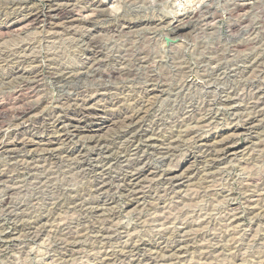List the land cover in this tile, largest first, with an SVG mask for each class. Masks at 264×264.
Listing matches in <instances>:
<instances>
[{
    "label": "rangeland",
    "instance_id": "374dc122",
    "mask_svg": "<svg viewBox=\"0 0 264 264\" xmlns=\"http://www.w3.org/2000/svg\"><path fill=\"white\" fill-rule=\"evenodd\" d=\"M157 1L105 0L104 6L101 8L104 14L116 16L118 19L119 17L123 18L125 22L130 24L110 29L108 19L105 20L103 17L104 20L100 22V26L98 25L93 31V35H96L93 37L97 42V50L100 52L93 58L94 63L92 61V64L87 63L86 66H82L79 62L82 52L85 50L84 46H86L84 38L88 37V33L84 30L78 31L77 36L65 35L63 31H60L62 35L58 32L59 34L56 35L57 38L55 39L51 38L49 33H45L47 36L39 33L40 31L32 26L21 32L4 31L3 33L2 31L0 33V41L3 40L0 43H3L2 48L5 46L11 49L19 42L18 40H23V37L24 40L31 39V35L34 36L32 38L39 37L42 39V42L45 43L44 46L53 43L54 40L62 43L65 47L63 53L60 54L69 64H67L68 69L64 73L79 72L82 77L84 76L83 78L86 79H82L86 81L81 80L83 82L78 83L77 86L81 87L82 91H90V93H86L88 96L96 89L95 84L102 81L96 78H100L99 72L121 66L122 69L131 70L134 74L137 72L138 80L136 79L137 81L132 83L134 86L137 83L136 86L139 87L150 77L163 81V92L165 93H154L153 98L157 97L156 100L152 99V101L156 109H160L157 110L165 113L164 122L166 124H170L171 119L181 113L177 109L178 107L174 108L173 106L174 89L183 87L182 92L187 95L185 104L194 107L193 113H190L193 115L192 118L180 127L181 130L179 128L171 129L173 131L166 129L167 133L173 132L175 137L173 140L171 139L172 141L169 140L172 142L171 147L173 148L170 154L158 155L155 152L159 149L153 147L151 142L144 141L141 143V155L146 162L137 168L144 171L140 177L133 181L132 187L134 189L131 187L132 190L128 193L117 189L116 184L108 188L109 198L111 197L109 201H105L102 196L92 193L90 196L84 195L88 204L81 206L80 202L73 203L76 194L81 195L86 183L85 180L77 178L76 172L48 175L45 169L50 165L51 168L47 169L51 170L54 165L51 164L53 161L43 160L46 152L42 149L59 148V146L62 148L63 145H60V141L57 143L56 140H50L52 143L32 145L31 148L21 151L23 153L19 152L22 155L20 154L18 160L24 156L28 157L29 160L33 157L31 162H28L33 163L32 167H38L36 169L31 168V170L16 171L14 160L17 159L15 154L2 153L1 151L0 174L4 176L0 179V264H264V123L260 122L264 120V29L256 28L259 23L260 25L264 24V0H247L254 1L252 3L257 2V4L252 12L250 11L248 21L245 23H239L240 18L230 12L232 3L238 1L220 0L217 2L218 4H212L211 1L204 0V4L211 3L217 8L219 14L217 13V18L213 23L219 31L213 36L215 30H206L202 34H197L198 31L191 32L184 28L180 31L183 38L179 37L173 40L171 39L175 27L173 14L175 12L184 13L183 7L188 4L189 6L195 4L197 6L198 0H161L162 3L158 2L161 5H158ZM10 2L11 0H0V12L3 9L0 13L3 14L1 16L3 18H0V25L15 17L10 8ZM177 3L181 5L179 11L175 9L174 4L177 5ZM170 5L174 7L172 8ZM83 6L86 7V3L79 1L75 3L74 8L78 10ZM27 7V11H20L17 16L23 17L22 15L24 13L26 15L30 10L34 14L41 10H47V4L41 0H27ZM87 10L92 11L93 9L89 7ZM2 21L3 23H1ZM57 21L62 24L60 27H64V29L66 27L70 30L69 26L71 29L78 27L77 24H73V26L64 20ZM157 24L160 26L158 27ZM79 27L81 28V26ZM37 31L38 33H36ZM207 31H210L211 34ZM10 33L12 35L17 34L18 40L15 38L14 41V37ZM90 33L92 34V32ZM252 38L255 39L254 42ZM245 39H247V43ZM4 41L7 42L5 45ZM231 43L237 47L234 48ZM7 44L9 46H6ZM47 50L42 48L37 58L38 65L44 66L40 70V78L42 79L39 83L40 88L38 87L37 90L24 88L16 97H3L2 93H8L12 90L9 84L11 78L0 76L4 80L0 79L2 86L7 82L3 86L4 88L0 85V131L11 127L10 122L13 114L18 109L26 108L29 101L41 99L43 96L47 99L51 97L48 101L53 102L50 105L57 108L60 118L65 116L66 106L62 107L54 103L61 95H71L73 91L62 89L61 84L56 83L47 75L48 70L45 66L47 65ZM249 57H253V59L255 57L256 60L252 61L251 58L248 60ZM243 59L248 62L243 61ZM41 62L43 63L41 64ZM222 65H226V70L246 66L249 67L246 72L247 70L248 72L254 71L248 73L249 77L247 75L244 78L205 76L208 73H216V67ZM252 67L257 68L252 69ZM92 77L95 78L92 79ZM190 80L194 81L196 86H191L189 89L186 85ZM110 82V84L114 82L118 83V86L121 85L118 76L112 78ZM6 85L10 89H7ZM108 85L109 83H107ZM211 85L218 87L217 90L215 89V93L212 91L213 89H206ZM221 87H225V92H219ZM168 92L170 93L167 94ZM227 92L231 97L235 96L233 97L235 105L233 107L235 108L220 103L227 96ZM99 93L102 94L103 92L99 91L97 94ZM46 105L49 103L43 104L38 110L42 111L41 108L46 110L51 107ZM107 108L100 109L101 111L96 108L95 113L98 115L82 121L90 127H94V133L97 136L101 135L100 137H106L112 132V130L109 132L111 117L108 116L112 112V108L111 106H107ZM38 110L36 112H39ZM251 121H256L258 127L252 132H245L246 124ZM12 127L11 133H14L15 127ZM26 131L20 129L23 138L28 137L26 134H29V131ZM34 133L32 132V135ZM39 136L40 132H38L37 137ZM4 137L2 139H5L4 141L9 140L8 142L13 139V136L9 134ZM79 139L83 140L82 137L75 139L76 141L73 140L75 145L72 144L71 148L80 151L85 150L88 153L89 148L82 146L83 141L81 140L79 143ZM203 139L210 141L216 139L215 141L218 142L231 141V154H228L226 158L216 160H212L211 157L208 160L201 158L197 147L198 141ZM166 144L164 148L168 146ZM41 147L42 149L39 150ZM159 151L164 152V150ZM118 161L122 162V160L114 159L110 163V167L115 173L119 172L118 167L121 166ZM46 164L48 165L46 166ZM145 164H149V168L146 169ZM116 166L117 168H115ZM41 170L47 174H39ZM167 172H172L179 178H176L174 183L167 184L163 179ZM70 176L72 177L70 178ZM54 177L57 180L70 178L73 186L70 188L71 193L64 191L63 196L59 197L57 201L60 203L58 205L50 199L54 190L47 188V186L51 184H46L49 179L53 181L54 179L51 178ZM73 179L75 180L73 181ZM112 179H115V175H112ZM98 196L101 199H96ZM93 197L95 200L91 199Z\"/></svg>",
    "mask_w": 264,
    "mask_h": 264
},
{
    "label": "bare ground",
    "instance_id": "6f19581e",
    "mask_svg": "<svg viewBox=\"0 0 264 264\" xmlns=\"http://www.w3.org/2000/svg\"><path fill=\"white\" fill-rule=\"evenodd\" d=\"M7 1H10V0H7ZM41 1L45 2L47 4V10L46 11L41 10L37 14H34L30 10L26 15H24L25 14L24 13L22 15L23 17H21V16L19 17V16H17L18 12L28 10L27 0H15V1L11 0L10 8H11V10H13V14L15 15V17L12 18L10 21L0 25V33L2 31H3V33H4V31L5 32L10 31L11 33H12V31L13 32L14 31L21 32L22 30H25V29L27 30V29H29V27L32 26V27H35V29L39 30L40 31L39 33H43V34L49 33V36L51 35V38L55 39V38H57L56 35H58L59 34L58 32H60V31H63V33L65 35L72 34V35L77 36L78 31L82 32L84 30L85 32L88 33V35H87L88 37L84 38L83 36H81L86 40V46H84L85 50L82 52L81 58L79 59L80 61L78 60L82 66L83 65L86 66L85 64H87V63H90V64L94 63L93 58L100 52L97 50V48H98L97 42L94 40V37L96 35L95 36L93 35V31L96 30L95 28H97L98 25L100 26V22L102 20H104L103 17H105V20H106V18L108 19L107 22L109 24L110 29H114V28L116 29L118 27H123L125 24H130L129 22H125L123 20V18L119 17V19H118V17H116V16L104 14V12L101 8L104 6L105 0L104 1L103 0H77V1L76 0H41ZM79 1L86 3L87 6L84 7L85 6L84 5L81 9L76 10L74 8V6H75V3L76 2L78 3ZM203 1L204 0H198L197 6H196V4L189 6V4L187 2L188 5L184 6L185 8L183 7L184 13L178 14L176 12L175 13L173 12L174 13L173 14V16H174L173 17V21H174L173 25L175 24V27H174L173 34H171V36L173 35V38H171L172 40L181 37L182 35H181L180 31H182L184 28L189 29L191 32L198 31L197 34H202L206 30H212V31L215 30V31H213L214 34L212 33L213 36H215V33L219 31L218 27L217 28L214 27L215 26L214 21L217 18L218 11H217V8L215 6L211 5V3L212 4L213 3L218 4L217 2L219 0H210L211 1V3H209L210 5L204 4ZM235 1H238V2L232 3V5L230 7L231 8L230 12H232L231 14H235L238 18H240L239 23H245L246 21H248V15L252 12V9L255 8L257 2L252 3L255 0L254 1L235 0ZM158 2L162 3L161 0L157 1V4L161 5ZM172 4H173V2H172ZM174 5H175L176 11H179L178 9H181V8H179V6H181L180 3L179 4L177 3V5L176 4H174ZM170 6L172 7V5H170ZM2 7H4V6H2ZM89 7L92 8L93 10L92 11L87 10V8H89ZM2 10H1V12H2ZM5 11H6V9H5ZM173 11H174V9H173ZM115 12H116V10H115ZM170 12L171 11H169V13ZM170 14H172V12ZM2 15L3 14H0V18ZM8 16H9V14H8ZM111 16H113V17H111ZM57 20L67 21V23H69L70 25L77 24L78 27H72L73 29H71V26H69L70 30L66 29V27L64 29V27H60V25H62V24H60L59 21H57ZM161 21H160V23H161ZM253 22H255V21H253ZM1 23H3V21ZM248 23H247V26H248ZM259 25H260V23H259ZM259 25H258V27H256L257 29H264V24L263 25L261 24L260 26ZM79 26H81V28ZM157 26H158V24H157ZM152 28L154 29V27H152ZM156 28L157 27H155V29ZM239 28H242V27L239 26ZM252 28H253V26H252ZM243 30L246 31V29H243ZM85 32H83V33H85ZM90 32H92V34ZM207 32H210V31H207ZM7 33H9V32H7ZM11 33H10V35H12ZM36 33H38V31ZM249 33H251V32H249ZM60 34H61V32H60ZM184 34H186V33H184ZM209 34H211V32ZM13 35H12V37H14V41H15V38H17L16 37L17 34L16 35L13 34ZM19 35L20 34L18 33V36ZM252 35H254V33ZM25 36H29V35H25ZM31 36L34 37L33 35H31ZM35 36H36V34H35ZM32 37H31V39H28V40H24V37H23V40H21L19 38L21 41L18 40V38H17L16 40H18L19 42L17 44L14 43L15 45L11 49H9L10 47L6 48L5 46H4V48H2L1 46H3L2 45L3 43L0 44V47H1L0 48V76H3V78H4V76L11 78V79H9L10 80L9 84H10V87L12 89L11 92L2 93V96L3 97L7 96V98H8V96L16 97L20 94V92L24 88H30V89H34V90L36 89L37 90V88L39 87V83L41 82L40 80L42 79V78H40V70L44 68L43 65H38L39 61L37 60L38 55L41 53L42 48L48 49L47 50L48 52L46 51L47 56L45 54L46 62H47V65H45V66L48 70V71L46 70L48 72L47 75H49L56 83L61 84L62 89H65V90L69 89V90L73 91V93L71 95H66V94L61 95L60 97H58L57 101L54 103V104H58L62 107L66 106L67 112H66L65 116H63L62 118H60V115H58L57 108L50 105L53 103L52 101H50V102L48 101L49 98H51V97H49L47 99L45 96H43V98H41L39 96V98H41V99L29 101L26 104V108L20 109V110L18 109V111H16V113L13 114L14 116L12 118V121L10 122L11 127L12 126L15 127L14 133H11V127L10 126H9L10 129L7 126L8 129L5 128L4 130L0 131V152L1 151H2V153L8 152L12 155L15 154V157L17 159L18 157L20 158V154L23 153L21 151H23L27 148H31L32 145L38 146L40 144L44 145L46 142L52 143V141H50V140H56V142L60 141L61 142L60 145H63L62 148L59 146V148H56V147L52 148V149L47 148L45 150V149H42V147H41V148H39V150L42 149V151L44 150L46 152V154H45L46 156L45 157L43 156L44 161H48V162L53 161L51 164L54 166H52L53 168L51 170H49L51 168L50 165L46 164V166L48 165L50 167V168L47 167L49 169H47V168L45 169V170H47L48 175H56L57 173L72 174V173L76 172L75 175L77 176V178H81V179L85 180L86 183H85L84 189L81 191L82 192L81 195L79 193H78L79 195L76 194L77 196H76L75 200H73V203L80 202L79 204L81 206L88 204L87 203L88 200L84 199V195L87 194V196H90V194H92V193H95V194L102 196V199L105 201H109L111 197L109 198V193H108L109 189L108 188H111L114 184H116L117 187L116 186L115 187L117 189L119 188L120 191H123V192L127 191V193L130 192L133 188L132 187L133 181L135 179H137L138 177H140V175L144 171L141 168H140V170H139V168H137L138 166L143 165L144 162H146V160L141 155L142 154L141 143L142 142L144 143V141L145 142L148 141V142H151L150 144H152L153 147H157L159 150H164V152H160L159 150H157L155 153H157L158 155L164 156V155L170 154V152H172V150H173V148L171 147L172 142H170V141H172L175 137L173 135V132L167 133L166 129H170V130L173 128L175 130L178 128L180 129V127H182L186 122H188L192 118L193 115L190 113H193L194 107H193V105H189L187 103L188 101L186 102L188 105L185 104L184 101H185V99H187V95L183 94V92H182L183 87H179V88H176L173 90L175 92V95H174V100L172 99L173 104H174L173 105L174 108L178 107L177 109L181 113L178 116H175L174 119H171L172 122L170 124H166L164 122V118L166 116L165 113L160 112L159 108H157V109H159V110H157L156 107L154 106V102L152 101V99H155L157 97V96L155 97V95H154L155 98H153L154 93H156V92L162 93L164 91V83H162L163 81H159V79H152L150 77V75H151L150 74V75H148L150 77L149 80L145 81L143 79L145 82L142 85H140L138 87V86H136L137 85V83H136L134 86L132 83H134L138 77V76H136V73H137L136 71H135L136 73L134 74L131 72V70L127 71L126 69H122L121 66H120V68H118L119 66L117 68L112 67V68L106 70L105 72H102V71L99 72L98 75L100 78H98V77H96V78L99 80L101 79L102 81L100 80L101 82H99V83L95 82L97 84V85L95 84L96 89L94 90V92L92 94H89L90 96H88V95H86V93H90V91H82L81 87L77 86L78 83L80 84L84 81L83 79H86V78H83L84 76L82 77L79 72L78 73L80 75L78 73H73V74L72 73H70V74L64 73L68 69L69 64L65 61V58L60 53L61 52L63 53V48L65 46L62 43L55 42V40L53 43L49 42L50 44H46L47 46H44L45 43L42 42V39H40L39 37L36 39L32 38ZM75 37H74V40H75ZM233 37H235V36H233ZM46 38H48V37H46ZM60 38H63V37L60 36ZM71 38H73V37H71ZM181 38H183V37H181ZM256 38H257V36H256ZM184 39H186V38L184 37ZM241 39H243V38H241ZM9 40H10V38H9ZM45 40H48V39H45ZM67 40H69V39H67ZM246 40L247 39H245V41ZM254 40L255 39H253V42H254ZM2 41H0V43ZM12 41H13V38H12ZM48 41H52V40H48ZM70 41H71V39H70ZM10 42H8L9 45H10ZM45 42H47V41H45ZM62 42H64V41H62ZM6 43L7 42L4 41V45ZM246 43H247V41H246ZM232 44L233 43H231V45ZM248 44H249V42H248ZM9 45L7 44L6 46H9ZM233 47L236 48L237 46L233 44ZM79 53H81V52H79ZM263 57H264V55H263ZM250 58L251 57H249L247 59L248 60L252 59V61L256 60L255 57H254V59H253V57L251 59ZM141 60H142V58H141ZM245 60L243 59V61H245ZM135 61H137V60H135ZM143 61H144V59H143ZM79 62H78V64H79ZM42 63L43 62H41V64ZM136 63L138 64V62H136ZM146 64H145V66H146ZM225 66L222 65L221 67H216V70H217L216 73L217 74L212 71L213 73H208L205 76L206 77H212V78H213V76H215V77L218 76V77H223V78H232V79L238 78V77L244 78L248 75V73H250V72L252 73V71H254V70H252V71L250 70V72H248V70H247V72H246V69L249 68L246 66H240V68H238V69H231V70L227 69L226 70ZM249 66H251V65H249ZM257 67H252V69L253 68L256 69ZM233 68H235V67H233ZM132 69H134V68H132ZM257 70H259V69H257ZM88 73H86V74L88 75ZM253 74H255V73H253ZM93 76H94V73H93ZM115 76L119 77V80H120L119 83L121 84V85L119 84L120 86H118V83L116 84L114 82H112V84H110L111 79L115 78ZM250 76H251V74H250ZM248 77H249V75H248ZM87 78H88V76H87ZM94 78L92 77V79H94ZM81 80H83V81H81ZM99 80H97V81H99ZM2 81H4V80H2ZM114 81L116 82L115 79H114ZM107 83H109L108 86H107ZM0 85L2 86L1 83H0ZM186 86L190 89L191 86H196V85H195L194 81L192 82V80H190V81H188ZM5 87H7V89L9 88L7 85ZM3 88H1V89H3ZM89 88H91V87H89ZM188 88H187V90H188ZM224 88L225 87L219 88V90H220L219 92L220 93L225 92ZM84 89H86V88H84ZM206 89H208V90L213 89L212 91H214V93H215V89L217 90L218 87L217 86L212 87V85H211V87L208 86ZM92 90H93V88H92ZM229 90H231V89H229ZM99 91L100 92L102 91L103 93L97 94ZM0 93H1V90H0ZM163 93H165V92H163ZM169 93L170 92H168L167 94H169ZM216 93H217V91H216ZM226 94H227V96L224 95L225 98L223 100H221L220 103H222V105L227 104L228 106L233 107V105H234L233 97H235V96L231 97L228 92ZM121 96H122V98H119ZM3 97H2V99H3ZM45 103H47V104L49 103V105L51 107L46 109V110H44V108H41L42 111H39L38 109ZM49 105H46V106H49ZM107 106H109V107L111 106V108H112V112L109 113V115H108L111 117V121H110V124H111L110 128L111 129H109V132H110V130H112V132L108 136L106 135V137L105 136L100 137L101 135L97 136L96 133H94V131H95L94 127H90L89 125L85 124L82 121L84 119H88L89 117L92 118V116L98 115L97 113H95L96 108H98L99 110L100 109H106ZM207 106H208V104H207ZM44 107H45V105H44ZM62 107H61V109H62ZM252 107H254V106H252ZM233 108H235V107H233ZM37 110L39 112H36ZM107 110H108V108H107ZM185 110H188V111L186 112ZM184 111H185V113H184ZM60 119H62L63 121H61ZM260 122L264 123V120H262ZM257 127H258V125L256 124V121H251L250 123L246 124V127L244 128V130H245V132H252ZM20 129H23V130L25 129V130L29 131V134H26L28 136L27 138H25V137H24L25 139L23 138V136H22L23 134L20 132ZM171 131H173V130H171ZM32 132H35V133L32 135ZM38 132H40L39 137H37ZM8 134L13 136V139L11 142H8L9 140L4 141L5 139L4 140L2 139L5 135L8 136ZM82 135H86V136H82ZM79 137L83 138V140L81 139L83 141L81 145L87 146V149L89 148L88 153H86L85 150L80 151L78 149L71 148V145L74 144L73 142H75L77 140V138H79ZM73 140H75V141H73ZM81 140L79 139V143ZM215 140L210 141L208 139H203V140L198 141L199 145H198L197 149L199 148L198 152L201 154V158L208 160L209 157H211L212 160H216L219 158L220 159L224 158V157L226 158L228 156V154H231L230 153L231 152L230 144H232L231 141L230 142H222V141L218 142ZM165 143H167L166 145H168L166 148H164ZM30 151H31V149H30ZM19 152H21V153L19 154ZM25 154H28V153L25 152ZM200 154H199V156H200ZM158 155H157V157H158ZM32 158L30 160H32ZM114 159H118L120 161L122 160V162L118 161L119 165L121 163V166L118 167V170H119V172L117 171L118 173H115V171L113 172L112 167H110V163ZM30 160L26 156H24L21 160H18V159L14 160V162L16 163V171L17 170H31V168L36 169L38 166L32 167L33 163L30 164L28 162ZM38 161H39V159H38ZM44 163H43V166L45 165ZM36 164H34V165H36ZM145 166H146V169L149 168V164H145ZM42 168H44V167H42ZM115 168H117V166ZM41 173L47 174L44 172V170H41V172L39 174H41ZM112 175H115V179H112ZM178 175H180V174H178ZM3 176L4 175L0 174V179L3 178ZM71 177L72 176H70V178ZM42 178H43V176H42ZM70 178L69 179L64 178L62 180H57V178H55V177L51 178L52 180L54 179L53 180L54 183H53V181H51L48 178L49 180L46 182V184L47 185L51 184V185H48L47 188L54 190L51 193V197L49 195L48 196L50 197L51 200L55 201L56 205H58L60 203V201L58 202L57 200H59V197L63 196L64 191H66L67 193H71L70 188L73 186L71 184L72 181L70 180ZM176 178H179V177L172 172H167L164 175L163 179H164V182H167V184H168V183H174V180ZM43 180H45V179L43 178ZM74 180L75 179H73V181ZM43 182H45V181H43ZM38 183H39V181H38ZM39 185H41V184H39ZM80 185H81V182H80ZM41 189H43V188H41ZM39 191H41V190H39ZM75 191H77V190H75ZM9 195H10V192H9ZM12 195H13V193H12ZM12 195H11V197H12ZM43 195H41V197H43ZM130 197H131V195H130ZM68 199H70V198H68ZM91 199L95 200V197H93ZM96 199H101V197L98 196V197H96ZM7 200H9V199H7ZM5 201H6V199H5ZM89 201H91V200L89 199ZM93 208H95V207H93ZM14 215H11V216H14Z\"/></svg>",
    "mask_w": 264,
    "mask_h": 264
},
{
    "label": "built area",
    "instance_id": "2783aa9c",
    "mask_svg": "<svg viewBox=\"0 0 264 264\" xmlns=\"http://www.w3.org/2000/svg\"><path fill=\"white\" fill-rule=\"evenodd\" d=\"M210 1V0H209ZM222 1V0H221ZM218 2H220V0L218 1Z\"/></svg>",
    "mask_w": 264,
    "mask_h": 264
},
{
    "label": "water",
    "instance_id": "95a60500",
    "mask_svg": "<svg viewBox=\"0 0 264 264\" xmlns=\"http://www.w3.org/2000/svg\"><path fill=\"white\" fill-rule=\"evenodd\" d=\"M169 41V40H168Z\"/></svg>",
    "mask_w": 264,
    "mask_h": 264
}]
</instances>
